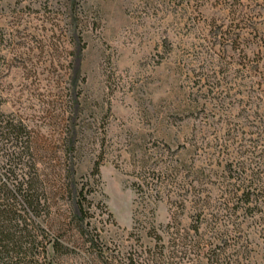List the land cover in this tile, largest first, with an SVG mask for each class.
<instances>
[{
    "label": "rangeland",
    "instance_id": "374dc122",
    "mask_svg": "<svg viewBox=\"0 0 264 264\" xmlns=\"http://www.w3.org/2000/svg\"><path fill=\"white\" fill-rule=\"evenodd\" d=\"M237 33L241 44L227 41ZM0 35V110L45 140L48 180L71 184L54 198L58 264H102L97 248L123 259L153 245L139 180L154 194L159 180H193L195 169L213 203L250 182V198H264V157L252 180L247 152L257 134L264 150V0H0ZM86 180L83 230L95 247L71 222ZM157 190L147 208L164 226L170 204ZM253 214L238 220L261 253Z\"/></svg>",
    "mask_w": 264,
    "mask_h": 264
},
{
    "label": "trees",
    "instance_id": "16d2710c",
    "mask_svg": "<svg viewBox=\"0 0 264 264\" xmlns=\"http://www.w3.org/2000/svg\"><path fill=\"white\" fill-rule=\"evenodd\" d=\"M231 7L236 13V7ZM216 31L215 35L226 37L225 31ZM1 41H4L2 35ZM227 41L239 45L241 34L237 33ZM257 140H260L259 134L246 145L255 165L252 180L261 179L260 159L264 157V150H258ZM44 141L34 130L27 129V123L20 116L4 114L0 110V264H58L55 256L63 253L62 232L53 223L52 214L55 196L63 190L70 194L71 184L48 180L40 169L39 153L45 150ZM191 147L198 150L202 144L193 142ZM190 173L193 180H159L153 189H149L154 194H146L149 185L146 180L134 184L136 192L146 202L143 210L150 214L149 217L144 215L143 221L149 225L145 235L153 245H141L139 254H127L123 259L105 255L97 248L96 255L102 264H264V252L256 251L257 244L252 243L250 232L243 228L242 220H238L240 212H259L253 217L258 224L256 232L264 239V198H250L247 187L252 182L245 186L241 196L232 193V196L213 203L204 194L203 180L195 179L200 172L194 169ZM92 175L99 178L98 162L93 165ZM88 184L89 180H86L76 191L73 203L77 217L74 218L76 222H71L80 236L85 235L88 247H95L94 240L83 230L90 225L88 221L83 222L90 205L86 199L90 191L86 187ZM157 187L166 189L170 204V218L164 226H155L153 208H147L154 203V195L159 193ZM257 189L264 191V186ZM181 216L188 219L187 224L181 223ZM138 221L134 219V223Z\"/></svg>",
    "mask_w": 264,
    "mask_h": 264
}]
</instances>
